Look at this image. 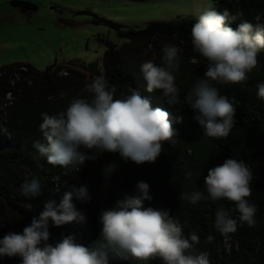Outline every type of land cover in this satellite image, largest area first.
Segmentation results:
<instances>
[{
  "label": "trees",
  "instance_id": "16d2710c",
  "mask_svg": "<svg viewBox=\"0 0 264 264\" xmlns=\"http://www.w3.org/2000/svg\"><path fill=\"white\" fill-rule=\"evenodd\" d=\"M21 11L34 10L36 5L28 0H10ZM217 11L227 10L237 15L230 24L237 27L241 20L264 24V0H213ZM242 14V15H238ZM196 19L186 22H150L142 28L122 29L117 23L106 22L124 41L116 46L105 39V48L98 61L84 63L74 59L51 64L43 69L23 61L0 66V238L8 233H22L34 218H38L48 200L57 203L72 186L86 185L91 201L83 203L73 197V203L85 212L88 222L82 232L85 246L101 236V214L115 207L125 194H134L138 182L148 183L151 201L145 207L169 211L179 219L185 234L196 232L200 244L192 249L210 253L212 264H264V100L257 97V85L264 83V51L258 55V65L240 84L213 82L222 95L236 103V124L227 138L216 139L205 135L198 123V115L184 96L191 92L196 81L203 77L208 61L193 50L191 27ZM175 45L181 49L179 70L175 73L180 89L181 104H169L162 90L146 91V81L141 65L153 61L162 66L163 47ZM103 77L114 85V99L139 90L160 107L180 116L182 122L173 123L177 130L175 142H165L163 151L154 163L137 164L123 159L118 152H103L95 160H86L78 166L67 168L48 164L38 157L33 143H46L39 125L41 113L49 115L65 111L73 98H91L85 86L95 78ZM243 160L252 170V195L248 198L257 208L254 226L239 223L235 233L222 234L215 226V214L221 207L234 209L226 200L210 198L193 205L183 193L200 191L207 196L205 177L208 171L226 159ZM114 166L110 175L108 166ZM191 173L186 178V173ZM41 182V194L33 196L25 191L32 177ZM50 239L55 245L63 236L72 235L71 223L56 227L49 221ZM208 236H213L211 242ZM228 240L225 243L224 238ZM0 264H22L21 258L2 257ZM122 264H163L159 258L137 261L129 257Z\"/></svg>",
  "mask_w": 264,
  "mask_h": 264
},
{
  "label": "clouds",
  "instance_id": "9594fccd",
  "mask_svg": "<svg viewBox=\"0 0 264 264\" xmlns=\"http://www.w3.org/2000/svg\"><path fill=\"white\" fill-rule=\"evenodd\" d=\"M196 22L191 27L193 50L208 61L207 70L184 103L198 113L195 119L211 138H227L236 121V103L222 95L213 82L240 84L258 65V55L264 51V24L237 20L227 10L220 12L209 2L195 8ZM242 15V14H238ZM163 65L153 61L141 65L146 91L162 90L169 104H181L180 89L175 73L179 70L181 49L166 44L163 47ZM91 98H73L65 111L49 115L41 113L39 130L46 141H35L33 148L38 157L48 164L67 168L86 160H95L103 152H118L125 160L137 164L154 163L163 151L165 142H175V122L182 117L153 107L139 90L120 99H114L116 88L103 77L95 78L85 86ZM257 97L264 100V83L257 85ZM114 166L105 169L110 175ZM191 173H186L190 178ZM253 173L243 160L226 159L209 169L205 177L207 196L200 191L183 193L184 199L195 205L206 199H226L235 207H221L215 214V226L222 234L235 233L239 223L255 225L257 208L249 202L252 195ZM25 191L33 196L41 194V182L32 177ZM149 184L138 182L134 194H125L114 208L101 214V236L85 246L75 236L66 235L55 243L50 239L49 221L56 227L77 222L86 225L88 217L78 210L73 197L83 203L91 201L86 185H73L57 203L48 200L38 218H34L22 233H8L0 238V258H21L22 264H122L131 257L137 261L159 258L163 264H212L210 253L192 249L200 244L196 232L185 234L179 219L169 211L145 207L151 201ZM233 212L239 214L238 220ZM213 236H208L211 242Z\"/></svg>",
  "mask_w": 264,
  "mask_h": 264
},
{
  "label": "rangeland",
  "instance_id": "374dc122",
  "mask_svg": "<svg viewBox=\"0 0 264 264\" xmlns=\"http://www.w3.org/2000/svg\"><path fill=\"white\" fill-rule=\"evenodd\" d=\"M9 1L0 0V66L23 61L43 69L74 59L98 61L105 39L120 45L124 39L106 22L122 29L186 22L196 19L197 6L213 0H28L36 5L29 11ZM71 225L76 241L84 244L85 225Z\"/></svg>",
  "mask_w": 264,
  "mask_h": 264
}]
</instances>
